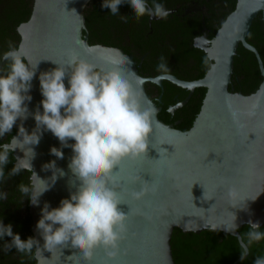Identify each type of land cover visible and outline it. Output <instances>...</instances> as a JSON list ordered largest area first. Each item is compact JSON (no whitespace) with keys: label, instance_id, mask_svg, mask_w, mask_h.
Listing matches in <instances>:
<instances>
[{"label":"water","instance_id":"1","mask_svg":"<svg viewBox=\"0 0 264 264\" xmlns=\"http://www.w3.org/2000/svg\"><path fill=\"white\" fill-rule=\"evenodd\" d=\"M90 1L32 0L28 19L16 27L19 41L15 49L21 51L26 62L37 65L29 93L32 96L28 104L31 112H35L43 99L40 74L56 67L52 61L64 65L72 55L105 67L108 66L107 58H123V67L134 73L133 86L151 101L157 113L160 108L145 93V83L160 90L155 99L157 103L163 80L187 92L184 99L166 109L170 116L188 101L194 89L204 88V93L190 127L175 129L158 120L156 114L147 157L126 160L120 165L118 177L121 183L117 190L126 203L121 205L122 210L130 213L126 239L121 243L118 255L110 260L100 248L88 261L70 248L57 249L52 253L45 251L41 264H175L169 241L176 231L193 234L218 231L234 237L240 246L238 232L224 230L233 223V214L239 228L247 227L250 219L259 221L260 227L264 225V68L256 50L245 41L250 25L258 15L264 27V0H235L233 10L210 40L204 37L194 40V48L203 51L210 64L201 78L192 81L169 74L141 77L130 56L117 48L95 45L85 33L83 19V10ZM238 45L253 55L261 77L258 86L247 95L233 92L229 87ZM2 57L0 69L6 63ZM65 83L67 85V81ZM40 110L42 112V107ZM20 124L18 120L12 135H17ZM23 126L31 134L36 127L35 120L29 117ZM53 148L62 151L64 158L53 155ZM34 151L32 171L22 167L20 174L22 183L32 189L25 195L31 237L40 240L42 245L36 224L46 202L56 208L62 199L70 196L68 180L71 173L67 165L72 151L62 147L51 132L43 130ZM31 155L25 153L24 158L22 151H14L13 166L26 165ZM15 157L24 159L17 161ZM53 161L66 173L64 177L57 174L54 184V169L48 166L45 170L44 167ZM41 180L47 181L50 187L39 196L38 206H35L30 200L33 193L38 195L44 189ZM142 188L146 189L144 195L134 199L132 193ZM233 192L238 194L239 202L235 196H230ZM246 204L247 210L240 211ZM243 259L240 256L231 264ZM35 264H38L36 259Z\"/></svg>","mask_w":264,"mask_h":264},{"label":"clouds","instance_id":"2","mask_svg":"<svg viewBox=\"0 0 264 264\" xmlns=\"http://www.w3.org/2000/svg\"><path fill=\"white\" fill-rule=\"evenodd\" d=\"M122 4L125 0H103L101 7L117 15ZM127 5L136 18L145 15L167 18L171 14V10L157 0H152L151 5L149 0H127ZM2 60L6 62L7 70H0V140L6 135L8 139L0 143V182L18 175L22 167L32 171L34 146L39 144L42 130L51 132L62 147L72 151L67 165L71 173L68 180L70 196L62 199L56 208L46 202L36 224L43 244L31 236L22 240L18 233L13 232L12 225H5L2 219L0 240L4 241L3 250L10 252L14 249L36 259L38 264H41L45 251L52 253L68 248L88 261L97 249L103 248L108 258L114 259L126 239V222L130 213L126 214L121 208L126 203L117 190L121 183L119 167L126 160L147 157L157 109L133 86L134 73L123 67V58H107L108 66L105 67L72 55L64 65L52 61L56 67L40 74L43 99L33 113L28 104L32 101L29 93L37 65L26 62L21 51L12 47L3 54ZM157 71L162 74L170 71L163 56ZM29 117L36 124L31 134L23 126ZM233 117L236 118V113ZM18 120L21 124L17 135H9ZM16 150L22 151L24 158L25 153H31V159L26 165H14L6 176L10 154ZM51 152L59 159L64 158L63 152L56 148ZM15 158L17 161L24 159ZM48 166L54 169L52 184L57 174L59 177L66 175L54 161L45 165V170ZM41 182L45 184L44 189L38 195L33 193L30 200L35 206H38L39 196L50 187L47 181ZM17 187L24 195L32 191L23 183ZM145 191L142 188L133 192V198L140 199ZM230 196H235L239 202L238 194L233 192ZM0 199H7V193L0 192ZM239 210H247V204ZM233 217V223L224 228L230 233L239 230L237 217L235 214ZM247 228L248 231L239 236L241 259L253 244L264 241L259 221L248 220ZM5 237L10 238V242L5 241ZM253 264H264V256L255 258Z\"/></svg>","mask_w":264,"mask_h":264},{"label":"trees","instance_id":"3","mask_svg":"<svg viewBox=\"0 0 264 264\" xmlns=\"http://www.w3.org/2000/svg\"><path fill=\"white\" fill-rule=\"evenodd\" d=\"M223 1H225L227 6L222 12L221 22L233 10L235 3V0ZM102 3L103 0H91L84 8L85 33L95 45L113 47L115 45L114 36L108 30L107 24L109 22L108 19L114 15L110 13L109 9H103L101 7ZM31 5L32 0H0V58L10 47L16 48L19 41L16 27L28 19ZM263 40L264 28L260 21V15H258L250 25L245 41L256 50L264 68ZM183 43L190 47L189 41H184ZM185 50H187L186 47ZM5 64L0 70H7ZM205 69L206 66L200 65L199 73L188 79L201 78ZM260 80L261 77L253 55L238 45L232 61V75L229 87L232 88L233 92L247 95L258 86ZM148 84L150 85V83ZM144 90L147 96L160 108L157 113L158 120L166 125H172L173 128L178 130L190 127L204 93V88L194 89L188 101L170 116L166 109L176 101L184 99L187 92L167 81H163L161 98L157 103L155 99L160 90L156 87L153 96H151L146 86H144ZM175 95L177 96L176 98L174 97ZM176 121H179L177 125L174 124ZM7 139L8 136L6 135V138L1 140L0 143L6 142ZM9 160L10 163L5 168L6 176L13 167L14 159L12 154H10ZM21 183L20 173L14 177L6 178L4 182H0V192L7 193V199H0V220L3 219L5 225L10 223L13 232L18 233L22 240H26L31 236V224L25 195L17 187ZM261 230L264 231V225ZM246 231H248L247 227H240L238 230L239 236ZM169 246L175 264H231L240 257L242 251L234 237L210 230L201 231L198 234L176 231L170 237ZM260 256H264V241L253 244L246 257L237 264H253L254 259Z\"/></svg>","mask_w":264,"mask_h":264},{"label":"flooded vegetation","instance_id":"4","mask_svg":"<svg viewBox=\"0 0 264 264\" xmlns=\"http://www.w3.org/2000/svg\"><path fill=\"white\" fill-rule=\"evenodd\" d=\"M151 2L152 0H149V5ZM157 2L171 10L167 18H150L147 15L136 18L125 0V4L119 7V14L108 19L107 28L114 36L113 48L131 57L137 74L141 77L153 78L163 75L157 71V65L163 56L170 69L167 74L183 81H192L188 78L199 73L200 65L206 66V71L210 64L203 51L194 48L193 42L200 37L206 40L213 37L222 23L220 21L222 12L227 5L223 0H157ZM184 41H189L190 47L186 46ZM144 86L153 96L156 86L148 83ZM178 123L179 121H176L174 124ZM5 241L10 242V238L5 237ZM3 244L4 241L0 240V264H35L34 258L17 253L14 249L5 252Z\"/></svg>","mask_w":264,"mask_h":264}]
</instances>
